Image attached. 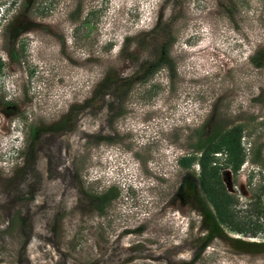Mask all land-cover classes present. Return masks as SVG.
I'll return each mask as SVG.
<instances>
[{
    "label": "rangeland",
    "instance_id": "rangeland-1",
    "mask_svg": "<svg viewBox=\"0 0 264 264\" xmlns=\"http://www.w3.org/2000/svg\"><path fill=\"white\" fill-rule=\"evenodd\" d=\"M235 124L212 230L178 159ZM0 264H264V0H0Z\"/></svg>",
    "mask_w": 264,
    "mask_h": 264
},
{
    "label": "trees",
    "instance_id": "trees-1",
    "mask_svg": "<svg viewBox=\"0 0 264 264\" xmlns=\"http://www.w3.org/2000/svg\"><path fill=\"white\" fill-rule=\"evenodd\" d=\"M242 129L239 124L230 127L217 125L198 139L195 146L198 155H185L178 159L184 168L193 164L197 167L192 188L198 189L199 194L204 196L206 208L202 213L212 230L227 226L231 230L245 232L243 225L237 221V211L232 208L234 200L226 191L220 176L221 169L229 167L235 171L244 159L241 147ZM218 154L224 155L223 163L219 162ZM111 190L113 189L109 188L105 193L95 196L98 206L115 196ZM209 236L211 234L208 238Z\"/></svg>",
    "mask_w": 264,
    "mask_h": 264
}]
</instances>
